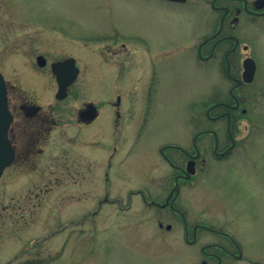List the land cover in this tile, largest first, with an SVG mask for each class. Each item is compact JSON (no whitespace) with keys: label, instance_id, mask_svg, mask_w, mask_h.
Returning <instances> with one entry per match:
<instances>
[{"label":"rangeland","instance_id":"rangeland-1","mask_svg":"<svg viewBox=\"0 0 264 264\" xmlns=\"http://www.w3.org/2000/svg\"><path fill=\"white\" fill-rule=\"evenodd\" d=\"M194 1L198 0L184 4L167 0H0V70L25 88L34 82L37 55L52 62L74 57L83 69L77 84L83 99L101 102L121 94L128 106V139L120 145L115 165L125 167L130 175L129 181L116 180L111 187L100 181L112 152L108 114L88 129L67 126L64 147L53 133L50 146L56 148L52 157H58L59 147L65 148L71 173L62 185L49 187L42 181L36 184L34 176L1 182L0 210L1 204L4 209L0 214L12 223L5 226L24 227L20 234L3 235L1 263L19 255L32 239L49 234L40 254L25 252L16 264L195 262L196 250L183 244L177 227L165 229L170 223L167 212L150 207L140 195L142 192L151 199L169 193L172 171L159 148L171 141L190 147L188 137L195 131L191 121L204 118L199 103L208 88L222 81L214 73L208 75L196 61L193 49L204 26L203 5ZM254 51L260 59V84L264 81V36ZM93 77L97 88L90 86ZM153 77L156 85L149 102ZM87 80L89 86L83 83ZM262 98L250 108L258 117L244 120L248 130L257 132L249 156L244 161L236 157L225 162L210 159L194 178L193 187L184 189L178 200L191 213L227 220L233 232L249 243L250 252H264ZM144 118L148 119L145 123ZM220 127L225 130L226 123ZM119 129L122 131L121 126ZM123 155L129 156L125 164ZM241 162L249 164L246 167L251 175L236 183ZM103 198L122 200L129 208L123 211L119 202L106 203L92 216ZM12 200L21 202L25 210H13ZM34 203L39 206L32 207ZM85 215L88 219L82 222Z\"/></svg>","mask_w":264,"mask_h":264},{"label":"flooded vegetation","instance_id":"flooded-vegetation-1","mask_svg":"<svg viewBox=\"0 0 264 264\" xmlns=\"http://www.w3.org/2000/svg\"><path fill=\"white\" fill-rule=\"evenodd\" d=\"M194 2L192 3L203 5L204 26L203 34L197 38L193 49L196 61L207 74L209 73L208 75L214 73L216 78L218 80L221 78L222 81L216 83L213 89L208 88L199 103V107L203 109L204 118H193L191 121L195 131L190 138L188 137L190 147L186 148L171 141L162 144L159 148L160 155L172 171L173 184L169 193L163 198L151 199L142 192L140 195L143 202L150 207H157L167 212L170 223L165 226V229L171 230L172 226H176L183 244L196 250L197 258L193 264H264V252H250L249 243L233 232L227 220L203 212L191 213L178 201L184 189L193 187L194 178L200 174L210 159L225 162L236 157L244 161L257 139V132L248 130L244 120L258 117L255 109L252 114L250 108L252 104L260 102L264 97L262 95L264 81H261L263 84L261 82L258 84L260 59L254 51L260 37L264 36V0H198ZM46 59L45 66L33 69L34 80L31 81L34 82L28 87L23 88L21 81L9 79L4 74L7 82L8 108L12 116L8 139L14 150V158L13 162L5 167L0 177V184L14 182L23 176H34L36 179L33 180L36 184L42 181V184L48 187L62 185L69 177L72 168L66 162L68 153L65 148L59 147L58 157H52L56 148L50 146L52 134L58 135L60 141L64 143L61 147H64L67 126L88 129L96 124L99 118H104L105 113L111 118L112 136L108 143L111 145L112 152L106 158L100 181L105 187L114 186L116 180L129 181L128 170H125V167L120 169L115 165L120 145L124 146L128 139V106L124 103L121 94L116 93L113 98L101 102H95L91 98L83 99L82 88L77 85L83 69L76 60L79 74L68 86L67 96L58 98V83L51 67L52 61L47 57ZM246 64L254 67L250 81L244 79ZM93 79L94 77L91 78L90 86L95 85L97 88L98 83ZM88 81H83L84 85L89 86ZM155 85L156 81L153 77L151 88L147 93L149 101ZM45 96L47 100L43 101ZM89 104L96 107L93 119H88L84 115V111L89 109ZM147 120L144 118V123ZM222 123H226L225 130L220 127ZM243 124H246L245 129L241 127ZM120 126L122 131H119ZM143 135V131L138 134L140 138ZM53 142L55 143L54 137ZM127 157L129 158L123 155L124 164L126 160L128 161ZM190 161H194L195 173L187 177V165ZM241 163L243 167L237 173L234 180L236 183H242L241 179H247L245 176L251 175L250 169L246 167L249 164ZM115 176L119 179H115ZM48 187L47 190L50 191ZM0 195L2 197V191ZM12 201L15 203L13 210H25L21 202ZM41 202L42 198L41 201L39 200V203ZM118 202L121 210L129 208L122 200L103 198L99 200L97 209L91 214L92 216L99 214L106 203ZM39 203H34L32 207L39 206ZM28 208L31 209L30 206ZM3 209L1 204L0 212ZM20 215L18 217L27 224L25 216ZM4 219L5 216L0 214V243L3 235L20 234V230L24 228L6 227L5 225L12 223ZM87 219L88 215L83 216L82 222ZM66 225L67 223L64 228ZM159 227H163L162 222H159ZM48 239L50 234L32 239L29 245L21 249L19 255L7 263H1L0 258V264H13V262L16 264L18 257L25 252L40 254ZM42 261L46 260L42 259Z\"/></svg>","mask_w":264,"mask_h":264},{"label":"water","instance_id":"water-1","mask_svg":"<svg viewBox=\"0 0 264 264\" xmlns=\"http://www.w3.org/2000/svg\"><path fill=\"white\" fill-rule=\"evenodd\" d=\"M169 1L186 2L187 0ZM36 61L39 66H44L46 64V58L43 55H38ZM51 66L59 85L57 97L64 98L67 96L68 86L75 81L79 73L76 60L73 57H70L64 61L53 62ZM253 70V65L246 64V72L244 73L245 81H250L252 79ZM88 108L89 109L84 111V115L87 116L88 119H93L96 109L93 104H89ZM11 120L12 116L8 109L7 84L3 74L0 72V177L5 167L10 165L14 158V150L8 139V129ZM187 171V177L195 172L193 161L188 163Z\"/></svg>","mask_w":264,"mask_h":264}]
</instances>
